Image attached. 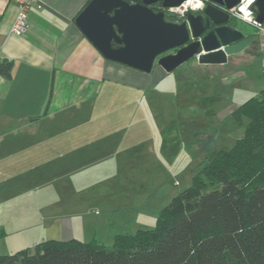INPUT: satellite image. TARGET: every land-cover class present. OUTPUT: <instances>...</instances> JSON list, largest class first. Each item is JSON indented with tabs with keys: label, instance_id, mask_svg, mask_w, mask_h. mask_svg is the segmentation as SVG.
I'll list each match as a JSON object with an SVG mask.
<instances>
[{
	"label": "rangeland",
	"instance_id": "obj_1",
	"mask_svg": "<svg viewBox=\"0 0 264 264\" xmlns=\"http://www.w3.org/2000/svg\"><path fill=\"white\" fill-rule=\"evenodd\" d=\"M210 68L190 61L169 74L153 70L140 90L115 85L107 111L126 115L117 127L125 144L143 151L140 161L131 149L102 164L62 172L64 162L54 161L53 153L32 161V147L1 152L0 182L20 195L8 204L6 214L14 217L0 233V256L70 237L109 247L115 235L153 229L159 211L190 186L215 152L243 136L247 120L225 116L264 87V74L253 68L238 67L236 72H244L238 77L229 65ZM54 130L52 123L49 131ZM50 140L61 147L57 153L65 152L62 140Z\"/></svg>",
	"mask_w": 264,
	"mask_h": 264
},
{
	"label": "crops",
	"instance_id": "obj_2",
	"mask_svg": "<svg viewBox=\"0 0 264 264\" xmlns=\"http://www.w3.org/2000/svg\"><path fill=\"white\" fill-rule=\"evenodd\" d=\"M89 2L39 0L29 9L26 32L16 37L9 30L17 4L0 0V60L12 64L10 78L0 75V153L32 147V161L44 152L54 157L62 155L59 160L53 157L54 161L64 162L59 168L62 172L102 164L107 156L131 149L140 161L143 151L135 144H125L127 138L117 127L125 122L126 115L107 109L114 99L115 85L140 90L146 88L148 74L104 59L84 37L75 19ZM260 26L251 27L254 43L236 56L239 63L231 67L233 75L244 76V72H236L238 67L264 74V23ZM155 69L163 73L154 64L149 74ZM52 123L54 132L49 131ZM45 133L49 135L45 137ZM50 138L62 140L59 144L65 152L57 153L61 147H55ZM46 163L50 164L51 159ZM6 184L0 182V232L13 221L14 216L6 214L8 204L20 195L13 194Z\"/></svg>",
	"mask_w": 264,
	"mask_h": 264
},
{
	"label": "trees",
	"instance_id": "obj_3",
	"mask_svg": "<svg viewBox=\"0 0 264 264\" xmlns=\"http://www.w3.org/2000/svg\"><path fill=\"white\" fill-rule=\"evenodd\" d=\"M238 25L232 18L230 26ZM11 69L0 60L1 76L10 78ZM229 117L247 120L243 136L215 152L159 211L153 229L115 235L109 247L41 241L0 256V264H264V89Z\"/></svg>",
	"mask_w": 264,
	"mask_h": 264
},
{
	"label": "water",
	"instance_id": "obj_4",
	"mask_svg": "<svg viewBox=\"0 0 264 264\" xmlns=\"http://www.w3.org/2000/svg\"><path fill=\"white\" fill-rule=\"evenodd\" d=\"M183 1L90 0L75 24L104 59L146 74L155 63L167 74L190 61L208 67L227 65L229 58L254 43V35L230 26L229 11L240 0H204L202 10L181 20L152 9L177 7ZM251 10L262 25L264 0H255Z\"/></svg>",
	"mask_w": 264,
	"mask_h": 264
},
{
	"label": "built area",
	"instance_id": "obj_5",
	"mask_svg": "<svg viewBox=\"0 0 264 264\" xmlns=\"http://www.w3.org/2000/svg\"><path fill=\"white\" fill-rule=\"evenodd\" d=\"M17 4L15 18L11 24L9 33L16 37H21L27 30L28 13L32 5L38 4L39 0H14ZM255 0H240V3L229 12L231 16L252 28L260 29V25L255 22L251 6ZM204 0H184L177 7L164 9L170 16L182 19L189 12H197L203 9Z\"/></svg>",
	"mask_w": 264,
	"mask_h": 264
},
{
	"label": "flooded vegetation",
	"instance_id": "obj_6",
	"mask_svg": "<svg viewBox=\"0 0 264 264\" xmlns=\"http://www.w3.org/2000/svg\"><path fill=\"white\" fill-rule=\"evenodd\" d=\"M246 36H251V35H253V32H252V30L251 29H248V28H243V27H241V29H240ZM250 47V45L247 47V48H249ZM177 49H174V50H172V51H169L168 53H172V52H174V51H176ZM245 51V50H244ZM243 51V52H244ZM168 53H166V54H168ZM242 53V52H241ZM240 53V54H241ZM239 54V55H240ZM165 55V54H164ZM163 56V55H162ZM229 59H231V58H229ZM237 63H239V61H237V57L236 56H234L233 57V59L229 62V64H227V65H229V67H234L235 66V64H237ZM219 67H211L210 69H218Z\"/></svg>",
	"mask_w": 264,
	"mask_h": 264
}]
</instances>
